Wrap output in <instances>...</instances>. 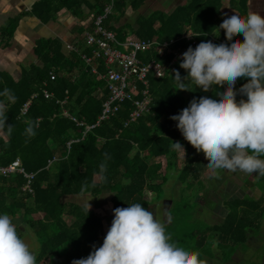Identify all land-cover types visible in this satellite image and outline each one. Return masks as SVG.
Here are the masks:
<instances>
[{"label": "trees", "instance_id": "1", "mask_svg": "<svg viewBox=\"0 0 264 264\" xmlns=\"http://www.w3.org/2000/svg\"><path fill=\"white\" fill-rule=\"evenodd\" d=\"M144 1L112 0V12L103 20V27L120 41L127 36L156 42L179 39L178 45L185 48L195 47L190 41L180 39L188 29L193 33H207L199 35V41L211 36L216 43L229 39L225 30L217 27L224 18L220 13L221 0H186L170 13L140 16L135 30L125 34L122 31L125 24L119 25V21L126 5L137 9ZM108 2L92 0L88 4L86 0H58V4L57 0H43L33 6L32 14L46 22L61 9L74 11L85 3L97 16L102 14ZM239 13L244 14V8ZM14 29L15 21H11L2 33L9 39ZM235 37L244 39L242 32L236 33ZM34 51L41 66L33 65L24 70L17 81L6 73L0 74V165L18 161L23 170L0 175V213L7 212L19 222L18 231L22 237L29 231L33 233L39 244L36 264L42 260H48L49 264H72L73 259L87 257L93 245L99 247V238L107 233L105 216L103 218L101 211L97 212L93 206L88 209L87 203L75 202L79 197L90 195L95 199L110 195L113 218V209L127 207L128 203L140 202L148 209L151 200H146L145 194L158 191L171 174L183 184L189 177L193 182L200 180L199 172L206 167L200 159L204 152L184 138L177 127L178 122L171 116L188 106L193 97L215 94L218 90L215 87L224 89L227 82L205 91L194 81H186L189 89L178 90L179 82L173 76L175 71L179 70L182 77L187 74L178 60L172 74L166 72L159 78L148 77L149 112L124 126L133 109L132 103L125 100L109 119L85 132L84 126H76L69 116L82 120L85 125L95 124L107 93L104 83L90 76L80 58L64 54L56 40H39ZM138 57L144 63L153 57L167 65L171 55L159 58L150 50L139 52ZM51 74L55 75L53 80ZM248 79L238 78L235 84L237 100L247 99L239 89ZM100 90L102 97H99ZM45 92L51 97H45ZM27 101L30 102L27 111L22 114L21 108ZM63 111L68 116L63 115ZM176 141L184 146L180 166L174 146ZM161 157L166 159L163 174L161 162H150ZM30 174L32 176L27 177ZM27 184L28 188L23 190ZM258 184L255 182L261 190L262 185L259 187ZM206 192L205 189L200 191L201 197ZM263 197L264 189L259 198L230 200V209L223 221L198 233L199 240H206L212 232L216 239L227 240L236 246L244 245L253 229L259 230L260 222L264 220ZM192 200L196 206H206L197 200V196ZM217 203L215 200V205ZM37 214L42 215L40 219L33 218ZM174 214L175 223L177 215ZM67 217L69 222H66ZM171 239L176 241V238ZM207 241L211 244V240ZM201 260L203 264H213L211 259Z\"/></svg>", "mask_w": 264, "mask_h": 264}, {"label": "clouds", "instance_id": "2", "mask_svg": "<svg viewBox=\"0 0 264 264\" xmlns=\"http://www.w3.org/2000/svg\"><path fill=\"white\" fill-rule=\"evenodd\" d=\"M217 27L229 39L190 45L179 61L187 74L182 77L176 70L173 76L178 90L189 89L186 81L205 91L225 81L227 87L193 97L171 119L213 168L264 174V15L252 9L246 14L233 10ZM240 31L243 40L235 37ZM241 77L249 78L239 89L247 99L237 100L235 84ZM174 146L184 149L179 141ZM113 212L102 245H93L87 257L73 259L72 264H203L200 253L173 241L165 225L142 203L117 206ZM20 227L13 216L0 213V264H36Z\"/></svg>", "mask_w": 264, "mask_h": 264}, {"label": "rangeland", "instance_id": "3", "mask_svg": "<svg viewBox=\"0 0 264 264\" xmlns=\"http://www.w3.org/2000/svg\"><path fill=\"white\" fill-rule=\"evenodd\" d=\"M23 109L24 108L22 107L21 113L25 114L27 108L25 111ZM176 152L177 163L180 166L184 157L183 148H176ZM200 159L202 163H205L206 165L202 170L203 172H199L200 176L198 179L200 180L193 182L194 180L189 177L187 183L183 184L178 180L176 175L171 174L158 191L153 192L152 194H145V199L148 201L151 200V207L148 209L151 210L154 213V216L156 215L157 218L168 228L167 232L171 237L174 239L176 238L175 242L195 251L198 250L201 258H204L206 261L211 259L213 264H264V220L260 222L261 226L259 230L253 229L252 234L254 237H249L244 245L236 246L233 243L229 244L230 242L227 240L216 239V236L212 235V232L211 234H208L206 240H199L198 236V233L205 232L210 225L219 224L222 221L220 216L205 211L204 209H206V207L211 208V205H215V200L218 199V201L221 200L222 203H224L223 209L226 211L230 209L228 205L230 200L244 199L250 196L253 198H259L264 189V174L256 173L253 175L252 173L250 174L239 169L230 170L213 168L208 163V157H206L204 153L200 154ZM154 161L161 162V173L163 174L166 159L161 157L154 159ZM207 169H210V171ZM28 176L32 175L30 174ZM239 176L240 178L236 180ZM233 177L236 183H240V188L234 187V183L229 184ZM255 178H259L258 186L261 187L262 185L261 190H258L259 188L253 183L255 182ZM239 180L240 182H238ZM189 182H193V184H190ZM203 189L208 190L206 195L201 197L199 193L198 196V192L203 191ZM217 192H219L218 195ZM109 196L110 195H102L98 200L101 202L100 210L105 208L103 203L107 202V208L100 212L103 218L105 215L107 218L104 224L106 227L105 232L108 231L113 220V215L110 210ZM196 196L197 200L201 201L200 203L205 204L206 206H196L192 200V198ZM79 198L81 202L82 198ZM74 200L75 199H73V201ZM92 201L93 200L87 199L85 202H87V204L89 202L90 204ZM262 201H264V197L262 198ZM75 202L79 203V200H76ZM97 212H99V210H97ZM175 212L177 220L174 223ZM41 216V214H37L33 218L40 219ZM110 218L111 220H109ZM69 221L70 218L67 217L66 222ZM208 231L210 232V230ZM27 233L28 234L23 237L36 254L39 244L31 231ZM103 239L104 234L99 238L101 244ZM207 240H211V244ZM207 256H211V258L207 259ZM39 264L49 263L48 260H42Z\"/></svg>", "mask_w": 264, "mask_h": 264}, {"label": "crops", "instance_id": "4", "mask_svg": "<svg viewBox=\"0 0 264 264\" xmlns=\"http://www.w3.org/2000/svg\"><path fill=\"white\" fill-rule=\"evenodd\" d=\"M41 1L43 0H0V74H8L14 81L19 80L22 76V72L29 69L31 66H41V62L34 51L36 43L39 40H56L61 45L64 54H73L80 58V54L83 50H81L82 52L79 51V54L78 52L70 51L67 46L70 45L82 49L83 37L85 33L89 32L92 28L95 12L85 3H81L80 7L74 11H69L66 8L61 9L56 15L46 22H43L40 18L32 14L33 6ZM86 1L89 4L92 0ZM186 2V0H145L144 4L137 9H132L129 4H127L120 17L119 25L125 24V29L122 31L128 34L129 31L135 30L137 27L136 21L140 16H148L159 12L170 13L176 7L184 5ZM226 2L229 6L225 5ZM241 8H244V14L252 9L264 15V0H221L220 13L225 15L226 13H231L233 10L239 12ZM11 21H15V29L8 39L2 32ZM0 133H2L1 129ZM150 162H154V160ZM207 170L210 171V169ZM252 174L255 175L256 173ZM239 178L240 176L236 180ZM258 181L259 178H255V182ZM238 182H240V180ZM231 183H234V187L240 188V183H236L234 177L230 180L229 184ZM206 191L208 190L205 189V192ZM219 192H217V195ZM199 193L200 192L197 194L198 196ZM101 196L102 195L94 199V197L90 195H84L81 197L83 201L81 202L85 204L87 203L85 202L87 199L95 200L96 204L94 205L90 202V207L93 206V209L101 211L107 208V202H104L105 208L100 210L101 202L98 200ZM77 200H79L80 203V198ZM223 206L224 203L220 200L216 205H211V208L206 207L204 210L220 216L223 221V216L227 212V210L225 211L223 209ZM150 207L151 205L148 206L149 209ZM249 237L252 238L254 236L250 233ZM100 245L102 244L99 242V246Z\"/></svg>", "mask_w": 264, "mask_h": 264}, {"label": "built area", "instance_id": "5", "mask_svg": "<svg viewBox=\"0 0 264 264\" xmlns=\"http://www.w3.org/2000/svg\"><path fill=\"white\" fill-rule=\"evenodd\" d=\"M112 4V0H109L102 14L94 17L91 31L85 33L83 37L82 49L67 46L70 51L79 54L83 50L80 59L88 68L90 76L102 81L107 91L105 99L102 100L101 114L95 124L85 125L82 120L69 116L76 126H84L85 132L109 119L120 109L125 100L132 103L133 109L128 120L124 122V126L135 121L140 115L149 112L151 97L148 90V77L159 78L164 76L166 72L172 74L174 65L182 59V53L187 50V48L178 45L179 39L156 42L136 40L127 36L123 41L118 40L112 31L107 30L102 25L106 16L112 12ZM188 32L193 33L188 29L180 39L190 41L192 45L196 46L200 42L197 39L199 35H189ZM210 39L217 42L213 36ZM150 50L155 52L159 58L170 54L171 58L167 61V65L156 61L153 57L145 63L139 59V52ZM54 78L55 75L51 74L50 79L53 80ZM137 84H140V88H137ZM138 95L140 98H133V96ZM44 96L51 97V94L45 92ZM102 96L103 91L100 90L99 97ZM28 105L29 102L23 105L24 111ZM63 115L68 116L66 111H63ZM14 172H23L18 161L7 166L0 165V175L7 176ZM27 188L28 184L23 187V190Z\"/></svg>", "mask_w": 264, "mask_h": 264}, {"label": "flooded vegetation", "instance_id": "6", "mask_svg": "<svg viewBox=\"0 0 264 264\" xmlns=\"http://www.w3.org/2000/svg\"><path fill=\"white\" fill-rule=\"evenodd\" d=\"M105 218H106V215H105ZM106 220H107V218H106ZM106 220H105V221H106ZM109 220H111V218H110ZM246 242H247V241H246Z\"/></svg>", "mask_w": 264, "mask_h": 264}]
</instances>
